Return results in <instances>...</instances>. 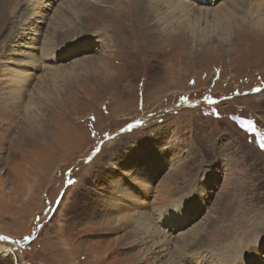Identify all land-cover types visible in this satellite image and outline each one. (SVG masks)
<instances>
[{
  "label": "rangeland",
  "instance_id": "374dc122",
  "mask_svg": "<svg viewBox=\"0 0 264 264\" xmlns=\"http://www.w3.org/2000/svg\"><path fill=\"white\" fill-rule=\"evenodd\" d=\"M54 1L0 0V264H159L136 221L181 198L180 264H264V0Z\"/></svg>",
  "mask_w": 264,
  "mask_h": 264
},
{
  "label": "bare ground",
  "instance_id": "6f19581e",
  "mask_svg": "<svg viewBox=\"0 0 264 264\" xmlns=\"http://www.w3.org/2000/svg\"><path fill=\"white\" fill-rule=\"evenodd\" d=\"M44 1H45V4H46L47 7H51V5L54 4V2H55L54 0H44ZM166 1H167V5H165L166 6V10H168V9H170L172 7H176V8H173V9H177L178 13H180L182 15L189 16L191 14V13L188 14L189 11H192L194 8H196L195 10L199 11V13H200L199 15H202V14L203 15H209V14H211L214 18L220 17L218 15H221V14H224L225 13V11H223L221 9V7H216V8L214 7V8H211V9L201 8V5L200 4H202V0H166ZM211 1H213V0H211ZM196 2H198V3H196ZM216 2L217 1H215L214 3H216ZM226 3H228L226 5H229V6H224L225 9H229L231 6H234L233 5L234 0H228ZM193 4H195V5H193ZM199 6H200V8H199ZM35 10H38V13H36V15H40L39 16V18L41 17L40 23H42L43 22V17L45 15V11L42 10V8H38V9L35 8ZM32 14H34V13H32ZM181 17H179V18H181ZM26 25L27 24H23L22 30H26ZM34 38H35V35H34ZM28 44H30V43L28 42ZM28 44H26V45H28ZM56 46L52 45V48L53 49H56L55 48ZM48 47H50V46H48ZM29 48L27 47V49H29ZM52 48L51 49H48V48H46V45H42V48H40L38 50L39 52L37 51L36 53H34V55H33L34 57L31 59L32 61L24 60L23 61L24 63H21V64H19L17 66L19 70H16L15 71V69H14V71H15L16 74L14 73V77L13 78L18 82L17 87H22L23 84H26L29 81L30 76H31L30 72H32V73L33 72H38V70H37L38 69L37 68L38 63L40 64V62H42V61L47 62V61H50V60L54 59V57H55L54 55H52V54L49 55V53L52 51ZM35 57H39L38 58V61L34 60ZM61 59H66V58H61ZM53 74H54V72H53ZM169 162H167V163H169ZM201 188H203V187H201ZM185 196H183V197H185ZM167 205H168V203H167ZM200 205H201V208H202L203 207V203L201 202ZM160 206H166V204H161ZM169 208H171V209L173 208L172 211L174 212V214L172 212L169 213L168 211H165L164 210L165 208L158 207V208H153L151 210V212L149 211L148 214H145L142 217L139 216L138 219H137V221H136V229H138V226L141 229V233L143 234V237H142L143 239L140 242L143 243V245H146V247H147V245L149 243H152L151 246H150V249H149L150 250V254H157L158 255L157 257H158L159 264H180L181 258L183 257V255H187V253L186 254H183L182 253L183 254L182 255L177 250L186 247V245H185L186 242H187L186 241V238L184 236H182L180 239H176L177 245H176V247H174V251L169 252L170 249H169L168 246L171 245V242L173 240L172 239L173 238L172 237V234H169V232H170V230H174L178 226H183V224L186 222V219H187L186 216L183 213H181V211H179V209H183V208L186 209L185 200L183 198H181L179 201H175V202L171 203L169 205ZM200 209L197 211L196 214H193V215H198ZM176 210H178L180 212V214L184 215L178 221H176V220L178 219V217H179L180 214L179 215L176 214ZM150 213H152L153 216H155L154 217L155 218V221H156V219L157 220L158 219L159 220L160 219H163L164 220V217H165V219L169 222V223H165L166 221L164 220L165 221L164 222L165 226H168L171 223V224L174 225V227L172 229H168L169 231H167V232L160 227V224H157L159 226H157L155 228L152 227V228H146V229H144L142 227V224L145 225V223L148 221L149 218L147 219L145 217L147 215H150ZM141 214H142V212H141ZM190 219H191V217L189 218V220ZM149 221H150V219H149ZM129 224H130V222L127 221L125 224L116 225L115 228H118L119 227L121 230H124V229L126 230L128 228V226H130ZM140 242H138V243H140ZM138 243H136L135 244L136 246L135 245L134 246L137 247L139 245ZM247 249L249 251V247ZM185 252H187V251H185ZM9 253H10V251H8L7 255H9ZM147 255H149L148 252H143L141 254L140 258H139V261H142V260H143L142 262H149V261H151L152 257L151 258L149 257L150 258L149 259ZM240 256H241V254H240ZM176 259H177V262L178 263L175 262ZM233 260H234V258H233ZM230 262H231V264L232 263L234 264V262H232L231 260H230ZM240 262H241V264H252L251 261H250V255H246L245 258L240 257L238 264ZM186 264H216V261L214 260V258L208 256L207 254H204V252H202V253H198L197 252V255H195V257L192 258V259H188Z\"/></svg>",
  "mask_w": 264,
  "mask_h": 264
},
{
  "label": "water",
  "instance_id": "95a60500",
  "mask_svg": "<svg viewBox=\"0 0 264 264\" xmlns=\"http://www.w3.org/2000/svg\"><path fill=\"white\" fill-rule=\"evenodd\" d=\"M230 119L238 126L240 127L241 129H244V130H248V122H250L249 120L247 119H243V118H240V117H237V116H230ZM243 122V123H242ZM251 127H252V123H251Z\"/></svg>",
  "mask_w": 264,
  "mask_h": 264
},
{
  "label": "snow or ice",
  "instance_id": "6c2138e0",
  "mask_svg": "<svg viewBox=\"0 0 264 264\" xmlns=\"http://www.w3.org/2000/svg\"><path fill=\"white\" fill-rule=\"evenodd\" d=\"M248 128L251 130V122H248ZM261 148L264 149V140H261Z\"/></svg>",
  "mask_w": 264,
  "mask_h": 264
}]
</instances>
